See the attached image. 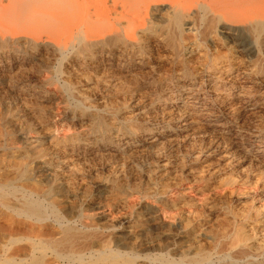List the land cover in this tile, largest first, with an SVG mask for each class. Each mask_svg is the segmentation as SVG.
<instances>
[{
    "label": "rangeland",
    "instance_id": "374dc122",
    "mask_svg": "<svg viewBox=\"0 0 264 264\" xmlns=\"http://www.w3.org/2000/svg\"><path fill=\"white\" fill-rule=\"evenodd\" d=\"M165 6L140 12L146 35L133 38L117 7L112 17L134 45L99 47L94 58L75 49L59 58L44 45L51 40L46 29L41 36L2 29L0 187L14 194L2 201L18 207L33 193L42 206L59 202L69 210L65 221L79 228L106 227L103 214L113 212L123 229L106 245L138 254L135 264L159 255L170 264H264V148L254 144L246 152L247 131L264 135V85L252 89V101L239 88L245 75L264 80V33L238 37L219 24L209 34L215 14L196 18L194 4L187 13L196 19L184 21L182 59L173 60ZM38 18L49 24L42 20L49 15ZM140 58L144 63L136 64ZM244 69V79L227 81ZM191 90L198 100L182 107ZM176 115L193 121L178 131ZM50 161L57 165L43 164ZM42 168L56 179L38 177ZM26 171L32 180L23 178ZM173 191L182 198L169 199ZM162 210L170 218H161ZM10 218L0 206V254L10 235L62 236L55 227L28 224L10 231ZM106 241L91 238V251Z\"/></svg>",
    "mask_w": 264,
    "mask_h": 264
},
{
    "label": "bare ground",
    "instance_id": "6f19581e",
    "mask_svg": "<svg viewBox=\"0 0 264 264\" xmlns=\"http://www.w3.org/2000/svg\"><path fill=\"white\" fill-rule=\"evenodd\" d=\"M109 2L111 4L110 6H108ZM166 4V9H162V12L171 26L170 37H172L171 39L173 41L171 43L173 60L182 59L184 50L182 41L184 43L185 40L189 39V37L182 39L184 32L189 30L188 27H186L187 29L184 28L185 25H188L184 24V21L190 18L187 11L194 8V4L195 7L198 8L195 13L196 18L200 17L201 20H205L209 12L215 14L211 18L212 27L208 29L209 34L215 33V26L219 24L223 25V30H226L225 32L235 33L238 37H252L253 33H259V35L260 33H264V0H0V33H2L3 29V32L7 34V32H5L7 25H11L14 32H19V34H32L34 36H41L43 30L46 29L47 32L50 31L48 37L51 40H46L44 45L54 54H57L59 58H65L67 49H70V52L75 49L74 53L76 55L81 51L88 52L90 58H94L96 54H94V52L99 47L102 48L103 46L109 44L115 45L117 43H121L124 47L129 45L133 46L134 42L126 41V39L122 38V35L126 33V29H130L131 33L129 36L131 38H133L137 32L140 33V37H144V35H146V24L144 19H140V12L144 11V15L146 16L150 7H158ZM117 7H120L121 10V13L118 15L120 18L124 19L127 24L126 29H122V31L119 28L120 24L118 21L112 17V13L116 15ZM126 10H136V12L130 16L129 12H124ZM42 15H49L50 20L42 19L47 21L49 23L48 25L40 24L42 21H39L41 18L38 17ZM196 18L190 19L194 21ZM210 29L213 32L209 31ZM224 33H218L217 35L222 39L227 38L226 36L224 37ZM1 42L5 41L1 40ZM74 44L77 46H74ZM143 61V58H140L136 64L141 65V63H144ZM229 67L231 66L226 65L222 67V71L225 70L226 72V69ZM245 69L240 72L237 70L239 73L235 74V80L232 81V79H229L227 81L229 83H236L237 80L244 79L243 76L247 71H245ZM229 75L231 74L229 73ZM217 78L219 77L217 76ZM165 80L167 81L170 79L166 78ZM243 81L246 85L240 86L239 88L245 91L244 93L247 99L251 101L254 100L253 98L255 95L252 89L264 85V80H260L256 77L249 78L245 75V80ZM198 96L197 90H191L189 93H186L184 96L185 101L182 102V107H185L184 105H187L190 100L191 102H196ZM180 98L181 94L179 93L177 100L181 101ZM165 100L169 102L172 99L167 98ZM165 100L164 102L166 103ZM251 107L253 109L254 104ZM168 113H170L168 115H172L171 112L168 111ZM209 113L213 115L212 111H209ZM176 116L178 117H172L171 120L174 121L173 125L176 126L178 131H183L182 129L186 130L193 121L189 120V123L185 124L187 120L183 118L182 115ZM179 122H184L183 127L182 124L178 125ZM246 137V147L248 148L246 152H248L249 148H252L254 144H256L258 149L264 148V135H260L254 130H249L246 132ZM48 163L56 164L53 161L43 164L46 165ZM46 172L45 169H40L38 171V177L46 179V177L49 176ZM22 176H24L23 178L25 180H32V175L27 173V171L23 172ZM49 177H51L52 180L56 179L53 175ZM9 195L14 194L0 187V206L8 210L13 219L16 217L17 221L18 219L23 220L21 222H16L10 218L8 225L10 231L15 230L16 227L18 229L28 224L32 230L34 226L45 230L49 227H55L60 231L62 236L59 237V239H34L22 235L18 237L10 235L7 242H4L1 246L2 254H0V264H51L55 261H60L62 264H135L138 259L141 258L134 252H122L116 246L113 248L114 246L109 247L106 245L108 241L111 243L116 233L122 231L124 224V222L121 223L117 221V218L112 215V211L109 215L103 214L108 222L106 227L101 228L82 222L79 228L75 222L65 221V215L68 214L69 210L59 202L53 201L46 206H42L41 202L35 198V195L30 193L27 198L24 200L22 199V203L18 207H12L8 206L9 204L7 205L8 202L5 204L2 201ZM50 195L51 191L48 192V196ZM174 197L182 198L181 195L174 191L168 194L169 199H174ZM160 213L161 218H170L169 212L162 210ZM7 217L9 218V216ZM170 221L173 223L175 222L174 219ZM94 237L107 239L105 246L103 245L105 248L91 251L90 240ZM234 242L237 243L239 241L235 240ZM26 250L29 251L27 257H25V255H15L18 252L25 253ZM49 255L52 257V262L50 259H48L49 261L47 260ZM144 260L147 261V264H170L168 258L166 259L162 255L153 257L146 256Z\"/></svg>",
    "mask_w": 264,
    "mask_h": 264
}]
</instances>
